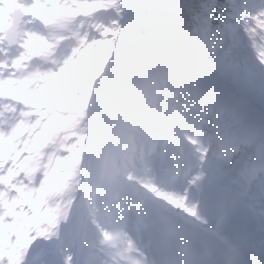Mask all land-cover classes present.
I'll return each mask as SVG.
<instances>
[{"label": "snow or ice", "instance_id": "obj_1", "mask_svg": "<svg viewBox=\"0 0 264 264\" xmlns=\"http://www.w3.org/2000/svg\"><path fill=\"white\" fill-rule=\"evenodd\" d=\"M0 264H264V0H0Z\"/></svg>", "mask_w": 264, "mask_h": 264}]
</instances>
